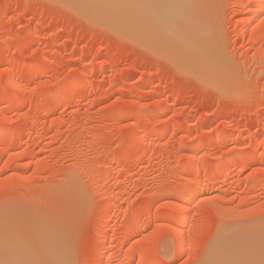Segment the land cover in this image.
Instances as JSON below:
<instances>
[{
  "label": "rangeland",
  "instance_id": "obj_1",
  "mask_svg": "<svg viewBox=\"0 0 264 264\" xmlns=\"http://www.w3.org/2000/svg\"><path fill=\"white\" fill-rule=\"evenodd\" d=\"M60 1L0 0V264H264V0H193L200 59Z\"/></svg>",
  "mask_w": 264,
  "mask_h": 264
},
{
  "label": "bare ground",
  "instance_id": "obj_2",
  "mask_svg": "<svg viewBox=\"0 0 264 264\" xmlns=\"http://www.w3.org/2000/svg\"><path fill=\"white\" fill-rule=\"evenodd\" d=\"M67 1L70 5H71V3L75 2V0H70V2H69V0H67ZM79 1H81L82 3H84V2L86 3L85 5H82L83 6L82 9H84V8L88 9L89 8V9H91V11H93V10L97 11L98 10L99 12L95 13V16H96V14L97 15L100 14V15L105 16V18L109 17L110 20L115 22L117 27L122 26L123 27L122 30L124 28H126L129 31V32H127L124 30L125 33L127 32L128 34L131 33L133 35H136V38L139 37L141 40H144V44H146V45H147V42L151 43V44L149 43L150 45L148 44L147 46L151 47L153 44L158 50L164 51V53L167 51V53H166L167 57L170 56L169 57L170 59H171L172 55H176L179 57L180 56L179 54H183L186 52L185 50H187V49H185L186 46H185L184 42L187 40L186 34H187V30H188L190 22H191L192 13L194 12L192 10L193 9V3H194L193 0H77L76 2H79ZM59 2H63V1L59 0ZM76 2L73 5H76ZM73 5H72V7H77V6H73ZM80 9H81V7H80ZM261 9L264 10V7H262ZM88 12H90V11H88ZM92 15H94V14H92ZM87 16H89V15H87ZM99 19H100V17H99ZM116 25H114V26H116ZM114 26H112L113 29H116V27L114 28ZM183 45L185 47H183ZM186 45H188V44H186ZM188 48L189 49L187 51H189L190 48H192V47L189 46ZM151 49H152V47H151ZM195 50H196L195 54L198 55L197 49H193L192 51L195 52ZM179 51H181V52L177 53ZM193 52L191 53L190 57H192V54L194 56H196ZM186 53L189 54V52H186ZM185 54H184V57H185ZM199 55H200V51H199ZM199 55H198V58L200 59L201 57H199ZM176 56H173L172 58H174ZM186 57H188V56H186ZM179 59H177V60H179ZM187 59H189V57L186 58L185 61H187ZM191 59L188 60L189 61L188 65L191 64L192 62H194L193 59H195V58H191ZM181 60H183V58ZM190 61H192V62L190 63ZM199 61H201V60H199ZM197 62L198 61L196 59L195 67H197V71L199 69V72H200V68L198 67L199 65L197 66ZM202 62H203V60H202ZM204 62H206V61H204ZM186 64L187 63H185V65ZM200 65H202V64L200 63ZM192 66L194 67V65H192ZM188 68L190 69V67H188ZM183 69L185 70L186 68H183ZM201 69L203 70L204 66ZM204 76H203V78H204ZM201 77H202V75H201ZM211 80H212V78H211ZM190 192H192V191H190ZM196 192H198V191H196ZM192 194H193V192H192ZM191 198H192V196H191ZM230 239H232V238H230ZM234 245H236V243ZM234 245L232 248H234ZM216 246H217V244H216ZM217 248L215 250H217ZM228 253H231V252H228ZM232 254H234V253H232ZM241 254H242V252H241ZM246 256H247V254H246ZM234 257H235V255H234ZM237 258H238V254H236V259ZM246 258H248V257H245V259ZM220 259H222V258L220 257ZM239 260L241 261V259H239ZM252 260L253 259H251V261ZM223 262H224V260H223ZM235 262L236 261H232V263H234V264H235ZM253 262H254V260H253ZM255 263H256V261H255ZM224 264H226V263H224Z\"/></svg>",
  "mask_w": 264,
  "mask_h": 264
}]
</instances>
